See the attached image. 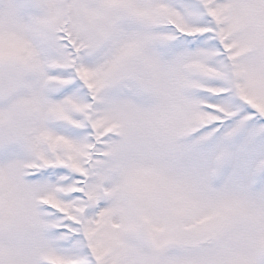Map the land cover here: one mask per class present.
Instances as JSON below:
<instances>
[{
	"label": "snow or ice",
	"instance_id": "6c2138e0",
	"mask_svg": "<svg viewBox=\"0 0 264 264\" xmlns=\"http://www.w3.org/2000/svg\"><path fill=\"white\" fill-rule=\"evenodd\" d=\"M0 264H264V0H0Z\"/></svg>",
	"mask_w": 264,
	"mask_h": 264
}]
</instances>
